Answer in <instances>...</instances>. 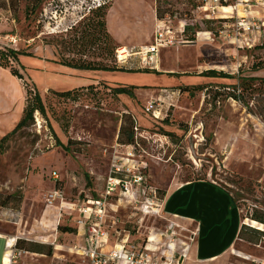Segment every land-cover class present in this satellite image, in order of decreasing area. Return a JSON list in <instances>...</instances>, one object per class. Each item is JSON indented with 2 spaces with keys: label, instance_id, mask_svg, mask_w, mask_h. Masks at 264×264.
I'll return each mask as SVG.
<instances>
[{
  "label": "rangeland",
  "instance_id": "obj_1",
  "mask_svg": "<svg viewBox=\"0 0 264 264\" xmlns=\"http://www.w3.org/2000/svg\"><path fill=\"white\" fill-rule=\"evenodd\" d=\"M199 3L0 0V50L30 51L19 56L20 66L10 63L32 93L37 90L45 106V114L34 111L32 120L10 136L0 153V194L16 192L20 196L18 208H7L14 212L13 218L0 213V230L12 232L13 224L5 220L20 219L22 232L52 241H36L45 249L51 247V253H46L50 258L41 264H82L72 248L76 231L62 230L74 228L80 214L76 209L61 208L59 200L80 204L90 198L102 199L109 177L128 182L126 187L116 185L105 197L103 224L113 235L116 231L143 234L152 224L162 225L164 220L143 206L152 199V190L160 198L174 177L177 182L206 180L230 193L241 226L246 227L228 258L203 263L225 264L227 258L226 264H251L253 258L264 259V230L258 234L245 222L253 216L264 218V82H251L242 100L227 96L242 77H264V67L253 70L264 63V5H254L251 14L239 18L222 17V12L207 16ZM99 4L107 5L106 28L115 39L106 43L102 37L89 43L80 38L75 46L73 35L93 32L88 11ZM156 9L175 39L174 44L159 47L156 71L83 74L86 71L58 62L62 56L72 61L103 60L124 68L147 67L133 55L119 62L116 48L130 51L148 44ZM85 15L89 17L83 21ZM185 25L190 28L183 33ZM80 48L82 53L77 51ZM211 69L235 77L201 74ZM16 78L25 90V105L24 80ZM0 81L5 82L1 75ZM115 85L137 87L130 96L113 93ZM72 88L78 89L76 96L55 93ZM152 99H158L159 118L144 109ZM121 124L125 132H133V143H118ZM138 174L144 175L143 183L133 181ZM54 189L60 197L48 204L46 197ZM235 250L246 256L236 255ZM7 261L5 255L4 263Z\"/></svg>",
  "mask_w": 264,
  "mask_h": 264
},
{
  "label": "crops",
  "instance_id": "obj_2",
  "mask_svg": "<svg viewBox=\"0 0 264 264\" xmlns=\"http://www.w3.org/2000/svg\"><path fill=\"white\" fill-rule=\"evenodd\" d=\"M152 37L150 38V42L152 41ZM82 73L90 72L86 71ZM0 75L1 78L5 79V82L0 81L1 137L12 130L20 119L24 106L25 90L20 81L14 75H11L6 68L0 66ZM158 110L160 114V109ZM229 194L226 189L211 181L187 180L177 182L174 177L163 188L161 195V211L158 216L164 220L162 225L157 226L152 224L148 228L147 233L143 234L128 233L129 238L135 242H140L146 236H154L155 240L150 245L151 247H158L163 240L160 233L163 232L168 222L172 221L186 226L192 225L193 228L198 229L199 235L190 245L183 264H204L203 262L220 261L224 259V256L228 258L230 255L228 252L238 238V232L242 224L239 213L233 205ZM0 209V213L6 212L13 218L14 212H11V209L2 207ZM5 221L11 222L13 227L12 232L0 230V264H41L42 262H46L47 258H50L44 253L15 250L14 244L17 239H26L34 242H40L41 240L29 236L26 232H22L20 219L18 222ZM74 229L76 231V234H74L76 244L83 245L84 237L81 231H78L76 227ZM126 232L124 231L122 234L121 231H116V234H112L110 243L114 242L118 235L120 237ZM178 246H180L179 243ZM193 246L195 248L192 253L191 249ZM235 252H237L236 255L238 256H246L243 251L235 250ZM5 255L8 257L6 263H4ZM52 258L54 259V257Z\"/></svg>",
  "mask_w": 264,
  "mask_h": 264
},
{
  "label": "built area",
  "instance_id": "obj_3",
  "mask_svg": "<svg viewBox=\"0 0 264 264\" xmlns=\"http://www.w3.org/2000/svg\"><path fill=\"white\" fill-rule=\"evenodd\" d=\"M256 4L264 5V0H200L198 7L207 16L222 12V17L228 14L231 17L245 18L251 14L252 7ZM174 42V36L166 19L157 18L150 43L139 45L135 50L129 49L130 51L123 49L122 46L116 48V58L123 63L128 57L137 56L144 66L155 68L158 64L159 47L170 46ZM157 101L158 99H152L144 106L145 111L152 113L155 117L159 116V102ZM53 175L57 176L55 172ZM144 178L142 174L134 175L133 181L140 184L145 181ZM120 183L124 187L128 184L126 180L109 177L102 199L90 198L80 204L59 200L61 208L76 209L80 214L75 220V227L81 231L84 244H75L72 248L81 256L82 264H183L190 245L199 235L198 229L191 226L168 222L163 232L160 233L163 240L158 247L150 245L155 240L154 236H146L143 241L135 242L129 238L128 231L120 237L118 235L114 242L110 243L112 233L103 224V216L106 212L105 197L111 195L115 186ZM58 197H60V193L54 189L48 193L46 200L48 204H52ZM146 202L143 206L146 209L150 207L146 212L160 213L161 196L158 198L155 190H152V199H147ZM251 264H264V259L253 258Z\"/></svg>",
  "mask_w": 264,
  "mask_h": 264
},
{
  "label": "trees",
  "instance_id": "obj_4",
  "mask_svg": "<svg viewBox=\"0 0 264 264\" xmlns=\"http://www.w3.org/2000/svg\"><path fill=\"white\" fill-rule=\"evenodd\" d=\"M16 0H9L10 3L15 2ZM30 1V0H27ZM30 5H26V9H28ZM106 9L107 5L106 4H99L98 6L94 8L89 9L90 15L93 17V22L91 23L90 27L93 28V32L91 34L89 33H84L83 31L81 32V35L79 37H75L73 35V44L75 46H78L79 43L77 39L80 38H85L89 40V43H96L97 41L100 40V38H104L106 40V43H111L113 38L108 32L106 28ZM89 17V16H88ZM87 15L83 16V21L86 20ZM156 17L157 18H162V14L159 13V11L156 9ZM81 21V22H83ZM74 27H70V29H73ZM189 25H185L183 29V33L186 32L187 29H189ZM188 40H192L193 38H187ZM82 44V43H81ZM86 46V45H83ZM82 46V47H83ZM116 48V46H114ZM112 48V49H114ZM81 50V51H80ZM84 49H79L77 51H80L81 53L83 52ZM21 54H30V51L27 49H15V48H7L4 50H0V66L1 67H9L10 72L12 75L18 77L19 79H23V75L18 71L16 67H14L10 61L17 63L19 66L21 65L19 56ZM59 56L60 53H58ZM59 63L73 68V69H79V70H84V71H93V72H107V71H113V72H128V71H149L153 70L156 71L155 68H138V69H132V68H124V67H118L115 64L110 65L105 63L103 60H93V61H85L79 59V61H72V60H67L64 59V57H59ZM264 67V63H259L258 65L253 66V70H257L259 68ZM206 72V73H205ZM201 74H207L209 76H214V77H222V78H234V74L230 73H225L223 71H217L215 69L207 70L204 72H201ZM253 81H260L264 82V77H259L256 75H251L250 77H242L240 81L237 83L236 86L233 87L232 91L228 92L227 96L232 97L235 100H242L244 91L247 88L251 87V82ZM24 86L26 89V103L24 105L22 115L18 122L15 124L12 130L9 132L5 133L3 136L0 137V153H3L6 149L7 142L10 138L11 135L16 133L20 128L26 126L33 118V113L34 111H39L43 115L45 114V106L41 100L40 94L37 92V90L32 89L29 87L28 83L24 80ZM248 84H250L248 86ZM93 84L88 85L89 87H92ZM137 86L135 85H115L112 87V92L115 94H122L125 93L127 95L132 96L133 95V89L136 88ZM226 88L228 87V90L230 89L229 86H225ZM78 92L77 88H72V89H67L64 91H55V93L59 96L63 97H69V96H76V93ZM130 115V113H124ZM132 120V119H131ZM126 133V135H125ZM169 134V133H168ZM117 139L119 140L118 143L120 144H131L133 143V132L132 131H127L125 132L123 125L121 124L120 130L117 136ZM61 144V143H59ZM65 148H68V145H64ZM19 193H10L7 195H1L0 194V207L2 208H18V205L20 203V196L18 195ZM231 201L234 205L233 198L231 197ZM235 206V205H234ZM253 220L260 221V223L264 224V218H260L258 216H253L251 217ZM246 225L243 224L238 232V235H240V232L243 228H245ZM62 230L64 231H74V228L67 227L63 228ZM254 232L261 234L262 231L259 230H264V229H258L253 227L252 229ZM240 237V236H239ZM50 249H45L44 245H41L40 243H36L34 241H28L26 239H17L15 244H14V249L17 251L20 250H26V251H31V252H37V253H44V254H50L51 253V247Z\"/></svg>",
  "mask_w": 264,
  "mask_h": 264
},
{
  "label": "bare ground",
  "instance_id": "obj_5",
  "mask_svg": "<svg viewBox=\"0 0 264 264\" xmlns=\"http://www.w3.org/2000/svg\"><path fill=\"white\" fill-rule=\"evenodd\" d=\"M245 222H247L249 225L257 227L259 229H264V224L259 223V222L255 221V220L245 219Z\"/></svg>",
  "mask_w": 264,
  "mask_h": 264
}]
</instances>
